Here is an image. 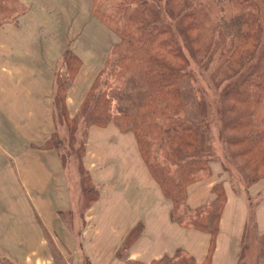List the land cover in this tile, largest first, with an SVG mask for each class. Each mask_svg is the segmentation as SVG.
<instances>
[{
	"label": "trees",
	"instance_id": "1",
	"mask_svg": "<svg viewBox=\"0 0 264 264\" xmlns=\"http://www.w3.org/2000/svg\"><path fill=\"white\" fill-rule=\"evenodd\" d=\"M91 1V13L102 15L113 36L103 71L81 103L85 129L114 122L120 131L132 132L144 159L153 161L152 167L147 168L162 195L173 206L182 201L185 211L197 213L201 220L211 217L209 208H217L219 228L226 201L224 182L212 186L215 198L206 208L189 207L186 190L188 185L209 175V164L217 159L228 180L229 176L234 178L232 174L237 182L246 184L264 179V28L259 23L264 17V0ZM253 3L256 13L251 16L247 9ZM67 50V69L73 72L78 60ZM126 73L142 89L141 96L127 100L124 106L118 100V105L111 107L118 98L111 94L109 77H116L120 88L130 90L133 82L124 83ZM65 81L60 75L55 76L53 84L57 89L59 84V95ZM184 87L194 96L201 94L199 100H194L198 116L186 113L188 94ZM55 101L58 117L56 107L57 102L62 105L61 97ZM216 105L221 107L214 111ZM60 113L64 114L63 105ZM77 117L78 114L66 118L71 135L78 130ZM212 128L217 140L229 149L221 159L212 148ZM238 158L242 163L235 162ZM95 192L85 195L87 203L97 197ZM175 213L185 217L186 221H181L184 226L200 224L184 211L179 213L175 208ZM250 215L248 211L247 218ZM216 235L217 231L206 262ZM263 236L264 233L258 237ZM177 261L170 260L171 264Z\"/></svg>",
	"mask_w": 264,
	"mask_h": 264
},
{
	"label": "rangeland",
	"instance_id": "2",
	"mask_svg": "<svg viewBox=\"0 0 264 264\" xmlns=\"http://www.w3.org/2000/svg\"><path fill=\"white\" fill-rule=\"evenodd\" d=\"M91 6V0H0V32L3 28L10 26L6 32V37L9 36L10 40L8 42L6 40L7 44L2 46L5 53L1 56V59L4 60L5 63L0 67H12H10V70H12V72L10 71V75L16 80V85L23 86L29 84V87L27 88L33 93L31 96V103H35V91H38L44 84H47V86L50 84L49 80L51 79L52 74L54 75L53 83L55 76L57 75H60L61 79L66 80V85L63 87V90H61L60 95L59 84L58 89L56 84L55 90L53 88V113L55 115V99L56 97L57 99L61 97L64 114L60 113L62 105L57 102L56 108L58 109V117L57 114L55 115L57 133L54 134L53 139L48 143V148L46 147L48 150L54 151L58 158L61 155V158H59L60 165L58 163L54 165L53 160H50L51 153H49L47 173L48 202L46 204L42 203L38 207L42 212L53 214L50 216L60 215L59 219L58 217L53 218V223H56L59 226L62 225L61 223H64L70 234L75 236L76 243L79 244L82 253L80 264H92L89 256L84 253L82 249V240L80 238L82 229L85 225L84 218L89 214L90 211L88 209L92 204L91 202L87 203L89 201L86 199L85 195H90L96 190L95 193L99 196L100 193H103L106 190V193L109 194L110 197H121L123 196L127 185L132 186L133 184H136L137 187L142 185L141 183L143 181L145 170L149 173L150 170L147 167L149 165L152 167L153 164V161L149 157H145V160L142 156L132 132L120 131L114 122H108L106 126L91 125L86 129L83 125V118L80 116L83 114V112H80L82 110V104H76L75 101L82 97V101H80L81 103L83 102L96 77L103 71L104 60H106V57L109 55V52L106 53V51L109 49L113 36L109 31V28H107V25L104 23L102 15L98 14V16H94L91 13ZM105 8L103 10H106ZM247 10L251 16L254 15L256 13V5L253 3ZM104 14L106 13L104 12ZM214 22L218 23V20H214ZM259 23L264 28V17L259 20ZM67 49L74 53L78 60L77 69L73 72H69L67 69L68 62L67 59H65V53L68 51ZM110 56L109 58H111ZM102 76H100V79ZM19 78L24 81H20ZM103 78H105V75ZM115 79L116 77L114 76L109 77V82L112 83L111 94L113 97L118 98L112 102L111 107H116V105H118V100H121L122 106H124V103L127 100L141 96L139 91L142 89L138 87L137 83L133 82L135 80L129 75V73H126L124 79L127 80H125L124 83L126 81L133 82V84L130 85V90L124 89L123 86L120 88V84H118ZM57 81L59 83V76L56 79V83ZM196 82L200 84L199 81ZM88 85L89 88L86 94H83L82 96L81 91L84 88H87ZM9 87L12 86L10 85ZM71 89L78 90L77 94L80 92V95L72 97L69 102L67 97L70 96ZM185 90L188 94L186 98V113L188 116H198L197 100L201 98V94L194 96L188 87ZM7 97V95L4 96L6 102ZM195 99L197 100L194 101ZM216 106L217 107L214 106L213 108L214 111L217 109L219 110L221 107L218 105ZM77 114L78 117L75 121V128H78V130H75L76 133L71 135L72 130L69 128L70 125L66 118H71ZM110 123L114 126L113 134L117 136V143L115 142L113 145V154L116 157L112 156L106 159L102 157L99 152V147L103 144L97 142V136L104 135L106 132H103V129ZM3 126L4 125L1 127ZM6 127L7 126H4V128ZM92 127H95L96 129L93 130V132H89V129L91 130ZM211 132L213 134V140L211 142L212 148L220 158L224 153H228L229 149L227 146L222 145L221 141L217 140L213 128ZM126 133H131L133 137H123L121 135ZM130 140L133 142V145L131 143V146L129 145V142H124ZM109 141L113 140L110 139ZM0 143L2 144V148H4L3 150L9 151V153L13 152L11 148L8 149L5 140H1ZM125 151L136 156L137 167H135L134 170L130 169V167L123 161L122 156ZM15 153L17 162H20V167L18 168L20 171L17 170V180L26 184L31 183L34 180L39 181L40 179L43 182V173L41 178H39V174L33 175L31 173V166L29 163L31 156L22 153L19 148H16ZM239 161L242 163L240 158L236 159L235 162L238 164ZM6 162L7 156H3L2 154L0 156V186L5 187L8 183V173L5 167ZM107 164H112L113 167L111 165L107 166ZM211 164H215L218 167V170H223L221 161L219 159L213 160L209 164L210 174H205L207 176L203 177L201 179L202 181L211 177ZM107 168H113V172L106 175L104 170ZM150 174L151 173H149V175ZM223 175L224 179L218 182L225 183H223L224 191L225 189L230 188L235 194L243 196L247 201V210L251 211V215L247 218L245 224L246 229L241 238L236 264H264V236L258 237L262 234H257L259 231L257 230L255 223H253L254 208L261 205V203L264 205V179L252 183L248 181V184H246L244 182H237L234 174H232L234 180L231 176H229L228 180V176L226 174ZM35 176L37 177L35 178ZM150 177L154 181L152 175H150ZM214 178L215 176L210 179ZM110 179L111 181L109 182ZM201 180L198 182H201ZM146 182L147 181L145 180V183ZM2 183L3 185H1ZM154 183L156 182L154 181ZM146 186H148V184ZM199 186L203 188L202 184H199ZM89 188H91L93 192L90 191ZM1 189V192L4 191V195H6L7 189ZM59 192L64 196V200H67L66 198L69 196L71 197L73 202H71L70 209L62 210L64 207L69 208V206L60 205L58 203L57 196L59 195ZM164 198L170 202L167 197ZM209 203L210 201L201 207L206 208ZM186 204L193 208L187 202ZM112 207L114 209L116 206L114 205ZM117 207V211L113 212L114 223L118 224L119 220H123V223L128 221L130 224L133 220L129 218L131 215L126 208L123 210L120 205H117ZM184 207L185 205H183L181 201L176 206H173V210L171 211L173 213L172 219L176 223L177 233H182L185 243L192 248H195L198 243H203L205 234H208L207 243L209 247L213 246V236L216 231H218L217 218H215L217 208L211 210L209 208L208 215L211 217L206 220H201L197 213L194 214L193 212L190 213L189 211H185ZM175 208L179 213L184 211L189 215L188 217L191 220L195 219L194 223H200L196 225L198 227L184 226L181 221H186V219L181 215L177 216ZM58 209L59 211L56 213ZM0 211H7V205L3 204V202H0ZM123 223L121 225H123ZM133 224L129 225V228L130 226L133 227ZM139 230L140 225L136 228H132L129 232V237H127V241L124 244H135L137 241V235H139ZM188 231L194 233L197 232L198 234L189 235ZM62 232L64 234V229H62ZM65 234L69 235L68 232ZM200 235H202V237H200ZM77 237L80 238L79 241ZM115 237L117 238V235ZM241 246H243V249ZM120 254L121 253L118 252V255ZM177 254L180 257H178L176 264H195L194 259L188 256L189 253L185 254L178 252ZM163 264H171V262L170 260L165 259Z\"/></svg>",
	"mask_w": 264,
	"mask_h": 264
},
{
	"label": "crops",
	"instance_id": "3",
	"mask_svg": "<svg viewBox=\"0 0 264 264\" xmlns=\"http://www.w3.org/2000/svg\"><path fill=\"white\" fill-rule=\"evenodd\" d=\"M9 27L3 28L0 32V66L5 63L1 59L5 53L2 46L10 40L9 36L6 37ZM10 67H0V141L5 140L8 149L11 148L13 151L9 153L3 150L0 143V156L2 154L7 156L5 167L8 173L7 186H0V192L1 188L7 189L6 195L4 191L0 193V202L7 205V211H0V264H80L82 253L75 236L70 234L64 223L60 226L53 223V218L59 219L60 215L50 216L53 214L42 212L38 207L48 202L49 153L54 165L57 163L60 165L59 158H61V155L58 158L57 154L48 150L46 146L56 131L52 110L54 75L52 74L48 86L44 84L35 91V103H31L33 93L27 88L29 84L16 85V80L10 75V71L12 72ZM19 80L23 79L19 78ZM10 85L12 87H9ZM88 88L89 85L81 91L82 96L86 94ZM77 91L71 89V94L67 97L69 102L72 97L80 95ZM5 95L8 96L7 102ZM81 98L75 103L81 104ZM2 125L7 127H1ZM113 128V124L110 123L103 129L106 133L97 137H103L106 142L112 139L113 141L109 142L113 146L115 142L117 143ZM95 129L92 127L89 132ZM121 135L133 137L131 133ZM131 143L133 145L130 140V146ZM16 148L25 155L31 156L29 161L31 173L39 174V178L43 173V182L40 179L26 184L17 180L20 162L16 160ZM211 170V177L215 176L216 180L210 177L193 183L187 188L186 202L193 208L211 202L215 198L211 188L216 182L223 180L224 175L215 164H211ZM104 171L106 175L113 172L109 168ZM151 180L149 173L145 170L140 187L136 184L127 185L121 197H110L105 190L91 202L88 209L90 212L84 218L85 225L80 238L82 249L89 256L92 264H163L165 259L177 260L180 257L178 252L189 253L188 256L194 259L195 264H236L248 212L247 201L243 196L235 194L230 188L225 189L226 201L219 217L215 244L210 259L206 262L209 252L208 234H205L203 243H198L195 248L189 247L182 233H177L175 221L170 218L172 204L164 198L159 186ZM199 184H202L203 188ZM57 199L60 205L69 206L62 210L70 209L73 202L70 196L64 200V196L59 192ZM114 205L116 207L113 209ZM117 205H120L123 210L126 208L129 212L131 215L129 218L133 220L130 224L128 221L123 223V220H119L118 224L114 223L113 212L117 211ZM58 211L59 209L56 213ZM253 213L254 223L259 231L257 234H263V203L255 207ZM128 224L134 226L129 228ZM139 225L136 243L124 244L130 230ZM62 229L65 231L64 234ZM66 232L69 235L65 234ZM188 232L189 235L198 234L196 231V233ZM80 238L77 237L78 241ZM118 252L121 254L118 255Z\"/></svg>",
	"mask_w": 264,
	"mask_h": 264
},
{
	"label": "bare ground",
	"instance_id": "4",
	"mask_svg": "<svg viewBox=\"0 0 264 264\" xmlns=\"http://www.w3.org/2000/svg\"><path fill=\"white\" fill-rule=\"evenodd\" d=\"M97 142H100L101 144H103L102 146L99 147L100 148L99 152L101 153L102 157L106 159L112 156L116 157L113 154V146L109 141L106 142V140L103 137H98ZM124 142H129V145H130V141H124ZM122 157H123V161L130 167V169L134 170L135 167H137L136 156L134 154L131 155L127 153V151H125ZM107 165L112 166V164H107ZM109 170H113V168H109Z\"/></svg>",
	"mask_w": 264,
	"mask_h": 264
}]
</instances>
